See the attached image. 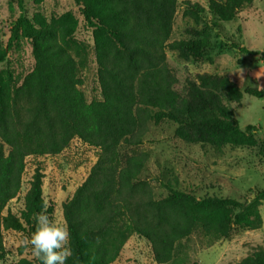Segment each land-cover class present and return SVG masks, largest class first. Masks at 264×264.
<instances>
[{"label":"trees","instance_id":"obj_1","mask_svg":"<svg viewBox=\"0 0 264 264\" xmlns=\"http://www.w3.org/2000/svg\"><path fill=\"white\" fill-rule=\"evenodd\" d=\"M74 2L92 31L100 99L89 102L81 90L80 68L86 58L73 39L79 21L71 12L51 21L40 13L30 19L24 0H18L21 14L12 23L7 46L0 45V63L19 38L30 42L35 60L19 85L11 74L0 75V261L7 255L4 231L31 237L41 211L53 221L54 207L45 202V174L39 166L20 215L7 207L22 189L27 158L59 155L75 138L99 153L86 180L62 205L70 233L66 264H115L133 236L150 244L157 264H169L180 242L197 229L211 241L228 238L236 228L261 229L264 188L245 202L197 198L177 189L178 179L165 178L160 182L168 194L157 199L150 181L142 177L149 153L121 152L122 146L142 145L152 122L169 120L185 143L208 145L219 154L226 146L259 147L264 155V141L254 137L260 127L242 129L228 104H239L245 94L261 98V91H243L229 76L207 72L186 79L184 92L175 89L178 79L167 50L190 61L199 60L205 47L201 40L170 41L178 0ZM253 3L208 0L207 10L227 23ZM185 5L184 16L195 22L207 11L198 3ZM235 48L264 56V51ZM237 264H264V248Z\"/></svg>","mask_w":264,"mask_h":264},{"label":"rangeland","instance_id":"obj_2","mask_svg":"<svg viewBox=\"0 0 264 264\" xmlns=\"http://www.w3.org/2000/svg\"><path fill=\"white\" fill-rule=\"evenodd\" d=\"M0 0V45L6 47L11 36L12 23L20 16L17 3ZM198 3L206 10L208 0H178L170 41L201 40L205 43L199 60L184 61L176 52L167 50L170 68L178 79L175 89L184 92L186 79L197 73L227 75L244 91L257 88L261 98L244 95L239 104L228 103L242 129L248 125L260 127L254 137L264 141V56L244 54L235 45L249 50L264 51V0H255L257 11L250 8L241 12L232 22H218L208 10L199 22L184 16L185 3ZM24 14L32 19L36 13L48 21L71 12L79 21L74 41L80 44L86 65L80 68L84 81L81 90L90 102L101 98L98 84L92 31L84 24L80 7L74 0H24ZM35 65L32 46L25 38L14 42L7 59L0 63V75L11 74L20 84ZM177 124L164 120L151 123L150 131L139 147H121L123 154L149 153V161L142 177L150 181L155 197L163 198L168 191L161 179H178L179 190L189 192L197 198L215 196L238 201L252 199L264 188V155L260 148L226 146L219 154L211 146L188 144L175 136ZM99 150L75 138L56 156H30L26 160L22 189L19 196L8 204L16 215L24 208V196L36 167L45 174L43 196L46 204L54 207L53 221L66 226L62 205L73 196L86 180L96 163ZM7 210V209H6ZM5 210V212H6ZM262 228L255 231L236 228L228 238L211 241L200 229L177 246L175 257L169 264H237L249 254L264 248V202L260 208ZM67 227V226H66ZM6 257L0 264H38L31 245L25 241L30 236L24 232L4 231ZM115 264H157L150 244L143 238L129 239Z\"/></svg>","mask_w":264,"mask_h":264},{"label":"clouds","instance_id":"obj_3","mask_svg":"<svg viewBox=\"0 0 264 264\" xmlns=\"http://www.w3.org/2000/svg\"><path fill=\"white\" fill-rule=\"evenodd\" d=\"M36 230L26 244L31 245L33 256L41 264H66L70 256L68 242L70 233L66 226L50 220L45 212L41 211L35 216Z\"/></svg>","mask_w":264,"mask_h":264},{"label":"crops","instance_id":"obj_4","mask_svg":"<svg viewBox=\"0 0 264 264\" xmlns=\"http://www.w3.org/2000/svg\"><path fill=\"white\" fill-rule=\"evenodd\" d=\"M255 1V0H254ZM254 4V3H253ZM253 10L257 11V8L254 7V5H252L251 9H250V12H252ZM255 51H258V50H255Z\"/></svg>","mask_w":264,"mask_h":264}]
</instances>
